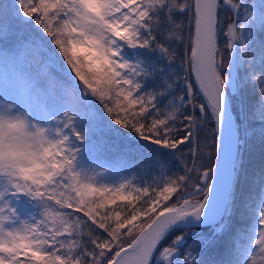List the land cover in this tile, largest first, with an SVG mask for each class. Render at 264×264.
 <instances>
[{"label": "snow or ice", "instance_id": "obj_1", "mask_svg": "<svg viewBox=\"0 0 264 264\" xmlns=\"http://www.w3.org/2000/svg\"><path fill=\"white\" fill-rule=\"evenodd\" d=\"M0 264H264V0H0Z\"/></svg>", "mask_w": 264, "mask_h": 264}, {"label": "rangeland", "instance_id": "obj_2", "mask_svg": "<svg viewBox=\"0 0 264 264\" xmlns=\"http://www.w3.org/2000/svg\"><path fill=\"white\" fill-rule=\"evenodd\" d=\"M4 70L2 68H0V73H2Z\"/></svg>", "mask_w": 264, "mask_h": 264}]
</instances>
